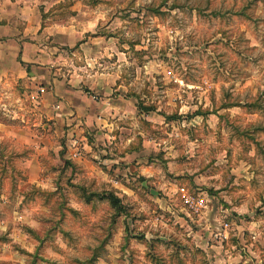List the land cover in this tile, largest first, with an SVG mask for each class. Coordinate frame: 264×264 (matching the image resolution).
<instances>
[{"label": "clouds", "instance_id": "9594fccd", "mask_svg": "<svg viewBox=\"0 0 264 264\" xmlns=\"http://www.w3.org/2000/svg\"><path fill=\"white\" fill-rule=\"evenodd\" d=\"M0 264H264V0H0Z\"/></svg>", "mask_w": 264, "mask_h": 264}]
</instances>
